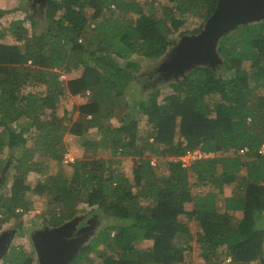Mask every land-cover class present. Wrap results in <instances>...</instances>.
Wrapping results in <instances>:
<instances>
[{"label": "trees", "instance_id": "trees-1", "mask_svg": "<svg viewBox=\"0 0 264 264\" xmlns=\"http://www.w3.org/2000/svg\"><path fill=\"white\" fill-rule=\"evenodd\" d=\"M157 1L48 0L42 30L20 18L0 26V169L6 147L22 148L0 189V228L11 219L24 228L35 193L47 199L36 215L48 228L75 219L80 203L109 220L68 264H195L188 256L196 247L205 264L228 255L227 264H264V17L225 32L221 61L171 82L166 101L161 88L129 98L141 69L134 56L158 58L174 33H199L219 2ZM191 17L200 24L182 30ZM9 34L16 42L5 40ZM79 94L87 97L78 117L61 115L60 101ZM68 132L86 151L71 162L63 160ZM188 149L212 155L185 167L179 156ZM125 157L138 158L135 192ZM226 184L234 186L229 195ZM1 264L38 260L34 248L14 245Z\"/></svg>", "mask_w": 264, "mask_h": 264}, {"label": "rangeland", "instance_id": "rangeland-1", "mask_svg": "<svg viewBox=\"0 0 264 264\" xmlns=\"http://www.w3.org/2000/svg\"><path fill=\"white\" fill-rule=\"evenodd\" d=\"M144 5H146L149 0H141ZM168 0H158V4L166 3ZM169 4V2H168ZM46 7L47 0H1L0 8H15L11 12H7L4 15H0V26L5 27L8 26L12 20L14 19H24V24L29 28H36L38 30H42L46 23ZM88 15L91 14L92 9H86ZM32 21H35L36 24L32 26ZM201 22V19L198 17H191L186 26L182 28L185 30L186 28H194L198 26ZM191 35L190 33L181 34L179 31L174 33L173 36L177 37V41L172 44L167 52L158 58H145L142 56H134L137 60L141 62V69L137 73V77L134 81H132V91L129 94V98L132 93H137L141 95H148L155 88H161V95L159 97L160 101L167 100V93L171 92L170 83L175 81L178 77L182 76L175 75L172 72H169V68L167 64L170 62L171 57L176 53V47L178 43L183 39L184 36ZM6 41L16 42V39L13 35L9 34L6 38ZM165 72V73H164ZM75 72L72 75H77ZM165 74V75H164ZM69 74H66V77L62 76V79H67ZM87 97V94H79V95H68L63 98L59 103V113L61 115H67L66 111L69 114H73V118L76 119L78 117V105L82 101H84ZM68 114V115H69ZM140 117V125L142 128L147 129L148 125L146 123L147 118L145 115L138 116ZM23 120V119H22ZM115 124H119L120 121L117 118L112 119ZM92 134H95V129H92ZM65 140L67 142V150H69L76 158L85 156V147L82 145V140L77 135L66 133ZM22 148H9L6 147L3 151L4 162L0 169V189L7 181V178L11 176L12 169L14 168V164L17 161V156L20 154ZM108 153H104L102 156L107 155ZM102 156H98L95 158V166H99L100 158ZM164 165V164H163ZM124 172L129 177V181L132 185V190L135 192L137 190L136 183L137 181L134 178L138 167V158L137 157H125L121 164ZM164 168V166H163ZM167 170H165L166 172ZM30 178L35 181L37 178V174L32 172L30 173ZM197 187L193 186V190L197 191ZM29 198L34 201V207L29 210V217L27 218L24 228H19L13 222V220H7L2 223V227L0 228V236L2 234L8 235L10 239V249L14 245H22L23 248L31 250L34 248L38 264H40L38 259V248L37 241L40 238H43L47 233V227L43 223L42 218L38 217L36 213H39L43 210L44 206L47 204L46 197L38 196L35 193H30ZM94 207L87 206L86 203H80L79 205V213L76 218L72 221L71 226L67 229L66 236L73 241L85 242L89 240L93 235H95L98 230L106 225L109 220L102 214L94 212ZM182 220L186 221L192 229H197L195 227V222L190 219L185 214H181ZM86 221L84 224L79 225L80 221ZM51 229V228H50ZM150 240H146L145 244H150ZM9 249V250H10ZM9 252V251H8ZM199 249L196 247L190 256H188V260L194 262L195 264H205L203 258L198 257ZM6 255V254H5ZM4 255V256H5ZM4 256L0 258V264L4 259ZM257 264V263H255Z\"/></svg>", "mask_w": 264, "mask_h": 264}, {"label": "water", "instance_id": "water-1", "mask_svg": "<svg viewBox=\"0 0 264 264\" xmlns=\"http://www.w3.org/2000/svg\"><path fill=\"white\" fill-rule=\"evenodd\" d=\"M48 2V0H47ZM264 17V0H219L217 8L205 21L199 33H190L178 43L176 53L167 64L169 72L184 75L197 64H215L221 61L218 43L222 35L236 25ZM74 220V219H73ZM70 220L60 226L47 227V233L37 241L40 264H68L79 245L65 233ZM10 249L8 235L0 236V258Z\"/></svg>", "mask_w": 264, "mask_h": 264}, {"label": "built area", "instance_id": "built-area-1", "mask_svg": "<svg viewBox=\"0 0 264 264\" xmlns=\"http://www.w3.org/2000/svg\"><path fill=\"white\" fill-rule=\"evenodd\" d=\"M62 76L66 77V73H62L61 77ZM151 139L153 140V137ZM240 150L241 152H245L248 150V146L242 147ZM260 151L264 153V142L260 146ZM210 155H212L211 152H206L201 149H193V150L188 149L181 156H179V158L182 160V164L185 167H189L193 161L201 157L210 156ZM75 159L76 157L69 150H66L64 152L63 160L65 162H71L74 161ZM151 163L155 165L157 163V159L155 157H152ZM1 215L2 213L0 212V216ZM230 261H232V257L231 255H228L225 259H223L222 264H227Z\"/></svg>", "mask_w": 264, "mask_h": 264}, {"label": "crops", "instance_id": "crops-1", "mask_svg": "<svg viewBox=\"0 0 264 264\" xmlns=\"http://www.w3.org/2000/svg\"><path fill=\"white\" fill-rule=\"evenodd\" d=\"M0 2H1V0H0ZM1 9H3V8H1ZM9 42V41H8ZM11 42V41H10ZM73 74V73H72ZM71 74V75H72ZM69 76H70V74H69ZM197 187V186H196ZM233 185L232 184H226L225 185V190H224V194L225 195H229V194H231L232 193V190H233ZM198 189H197V191L200 189L199 187H197ZM186 208L187 209H192L193 208V204H192V202H187L186 203ZM236 215L237 216H242V211L241 210H238V211H236ZM194 221V220H193ZM195 222V221H194ZM195 227H197L196 226V224H195ZM254 263H258V262H254Z\"/></svg>", "mask_w": 264, "mask_h": 264}, {"label": "flooded vegetation", "instance_id": "flooded-vegetation-1", "mask_svg": "<svg viewBox=\"0 0 264 264\" xmlns=\"http://www.w3.org/2000/svg\"><path fill=\"white\" fill-rule=\"evenodd\" d=\"M164 73H165V72H164ZM164 75H165V74H164ZM84 222H86V221H84V220L80 221V222H79V225L84 224Z\"/></svg>", "mask_w": 264, "mask_h": 264}]
</instances>
